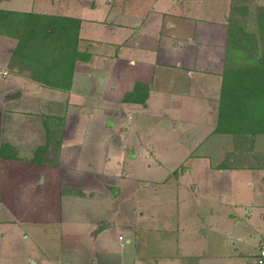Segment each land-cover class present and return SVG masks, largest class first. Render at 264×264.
Masks as SVG:
<instances>
[{
	"label": "crops",
	"instance_id": "obj_1",
	"mask_svg": "<svg viewBox=\"0 0 264 264\" xmlns=\"http://www.w3.org/2000/svg\"><path fill=\"white\" fill-rule=\"evenodd\" d=\"M235 3L246 6L257 30V10L264 0H0L2 9L47 15L75 58L67 87L45 84L32 78L31 70L44 75L46 69L18 51L28 38L24 23L0 31V70L6 71L0 72V149L7 142L14 155H0V224L5 219L58 223L63 247L76 254L69 264H95V258L82 259L81 253L93 228H84L88 224L81 223L78 209L95 190L89 185L93 161L82 155L88 139L84 117L100 119L105 129L122 119L121 130L135 134L125 136L133 162L140 161L135 159L139 145L148 157L154 153L143 168L174 174L175 163L167 166L160 155L173 148L175 155L185 154L182 165L187 156H203L212 175L232 173L229 182L255 187L245 216L236 219L247 223L255 238L253 250L239 252L240 263L254 253L264 235V124L243 125L235 134L220 115L221 94L228 99L232 88L224 66ZM253 86L239 84L241 89ZM136 87L147 91L144 101L145 91L137 92L138 99L124 100ZM260 118L247 115L246 122L257 124ZM100 142L90 144L95 148ZM40 145L46 146L45 154L32 161ZM207 176H200L203 185L211 181ZM114 187L108 186L111 193L117 192ZM43 232L48 233L47 227ZM33 261L48 263L44 256Z\"/></svg>",
	"mask_w": 264,
	"mask_h": 264
},
{
	"label": "rangeland",
	"instance_id": "obj_2",
	"mask_svg": "<svg viewBox=\"0 0 264 264\" xmlns=\"http://www.w3.org/2000/svg\"><path fill=\"white\" fill-rule=\"evenodd\" d=\"M247 29H256L253 19L247 20ZM56 39H62L61 29H57ZM234 51L232 49L228 55ZM66 60L58 61L57 67L48 64L45 67L46 60H40V65L48 72L46 75L65 87L69 84L71 71L60 63ZM233 71L226 72L225 81L229 79L231 83ZM0 72L6 73L5 70ZM85 106L88 109V105ZM230 110L224 109L227 128L236 131L245 126L247 113L243 110L235 112V109L227 112ZM111 112L107 113L109 117ZM95 113L102 112L95 108ZM84 119L88 139L82 155L93 161V182L89 185L95 190L92 198L78 209L84 218L81 223L88 224L84 228H93L90 229L91 237L88 235L85 239L82 259L95 258V264L115 260L118 264H239L242 257L239 252L254 249L251 227L245 222H236L237 218L245 216V205L249 204L247 200L251 198L250 191L254 186L229 182L232 173L214 171L212 175L208 160L203 156H187L182 165L185 154L175 155L173 148L160 155L167 160V166L172 167L175 163L174 174L155 166L145 169L143 162L146 165L152 163L154 153L148 157L139 145L135 159L140 161L133 162L131 146L125 143V136L135 134L133 130H121L122 119L106 129L100 119L86 116ZM151 120L148 118L146 122L153 123ZM262 124L264 118L257 120L256 127ZM96 139L101 142L93 148L90 142ZM213 161L219 160L213 156ZM193 166L195 168L191 169ZM206 174L211 180L209 185H203L201 181L200 176ZM112 175L114 181L110 182ZM122 176L126 178L120 180ZM110 185L115 186L113 189L117 187V192L111 193ZM44 227L48 229L47 234L43 232ZM59 227L58 223L43 225L3 220L0 224V236L4 233L0 237V264H32L33 259L43 256L48 260L44 264H69L76 254L63 247ZM118 234L123 236V245L119 244L122 239Z\"/></svg>",
	"mask_w": 264,
	"mask_h": 264
},
{
	"label": "trees",
	"instance_id": "obj_3",
	"mask_svg": "<svg viewBox=\"0 0 264 264\" xmlns=\"http://www.w3.org/2000/svg\"><path fill=\"white\" fill-rule=\"evenodd\" d=\"M245 5L238 3L232 4L228 26V41L226 44V58L224 66V75L230 69L237 70L236 73L233 71L232 74V88L228 92L229 98H222V107L220 108V115H224V109L231 108L230 111L235 112L238 110H243L249 116H259L263 114L264 118V6L258 8L257 10V30L247 29V20L249 19V10ZM24 23L25 34L28 38H25L20 44H18V51L27 57L26 59L34 60L40 65V60H46V64L49 66L57 67V62L62 59H67L69 61L62 62L60 64L65 65L69 68V83L72 77V69L74 65L75 58L71 56L69 43H62L60 39H56L57 28L53 21L44 14H38L33 12L24 11H14L8 9L0 8V31H9L13 28L12 25L15 23ZM255 23V22H254ZM233 37V38H231ZM24 47V50L23 48ZM235 51L228 55L231 50ZM243 54V55H241ZM233 57H236L232 59ZM44 66V65H43ZM35 68L31 70V77L37 79L45 84L51 86H63L62 82H56L52 77L44 76L34 71ZM238 69H245L246 73L243 75L238 73ZM242 76V78H241ZM245 82L248 86H256V88L250 87L249 89L239 88V84ZM223 82V81H222ZM69 85V84H68ZM67 87V86H66ZM133 92H127L124 95V100H128L133 97V99H138L139 94L137 92L143 93L145 91H139L136 87ZM136 93V94H135ZM147 91L142 94L140 98L144 101ZM228 114V113H227ZM256 125L253 121H247L245 126L249 129ZM227 128V125L225 126ZM230 131V129H228ZM237 134L236 131H232ZM9 143L3 142L1 144L0 155L2 157H14L13 152H10ZM46 151L45 145L37 146L34 150V156H32V161L38 162V158L42 155L44 156ZM16 157V155H15ZM41 160V159H40ZM223 165V164H221Z\"/></svg>",
	"mask_w": 264,
	"mask_h": 264
},
{
	"label": "built area",
	"instance_id": "obj_4",
	"mask_svg": "<svg viewBox=\"0 0 264 264\" xmlns=\"http://www.w3.org/2000/svg\"><path fill=\"white\" fill-rule=\"evenodd\" d=\"M118 238L122 239L120 240V243L122 244L123 236L119 234ZM257 245V251L250 254L248 258L240 264H264V235L260 237Z\"/></svg>",
	"mask_w": 264,
	"mask_h": 264
}]
</instances>
